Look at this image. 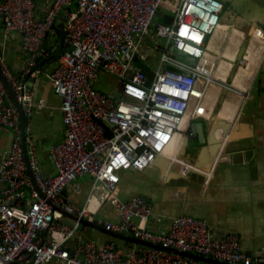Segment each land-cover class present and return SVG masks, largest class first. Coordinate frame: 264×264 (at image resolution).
Instances as JSON below:
<instances>
[{
  "label": "built area",
  "instance_id": "1",
  "mask_svg": "<svg viewBox=\"0 0 264 264\" xmlns=\"http://www.w3.org/2000/svg\"><path fill=\"white\" fill-rule=\"evenodd\" d=\"M71 2L77 9L70 11L64 40L72 47L53 72L66 125L63 140L51 147L54 175L43 173L34 143L27 138L30 164L45 197L34 188L27 170L19 111L0 76V124L11 126L16 133L2 163V175L11 180V186L0 188V264L18 260L26 264L50 260L63 264H217L153 247H125L115 238L100 241L87 236L71 244L78 234L76 228L62 221L63 213L48 199L109 229L217 259L253 264L235 231L216 233L206 218L191 214L170 217L166 228L146 196L124 200L116 194L121 170L150 166L170 146L184 117L197 115L192 104L201 103L207 85L214 81L213 65L207 67L205 62L207 40L220 25L223 2L54 0L45 17L38 19L36 0H0L6 33L19 30L30 53L27 71L41 55L43 38L59 12ZM161 9L163 20H158ZM257 31L264 36L262 28ZM0 65L20 95L22 81L13 77L1 55ZM104 74L117 78V95L98 87ZM20 97L26 110L33 109L29 94ZM84 175L92 178L86 202L65 201L60 194ZM27 191L34 199L29 206L10 203ZM107 200L119 211V220L94 217L96 210L91 205ZM57 232L60 238L54 236Z\"/></svg>",
  "mask_w": 264,
  "mask_h": 264
},
{
  "label": "crops",
  "instance_id": "2",
  "mask_svg": "<svg viewBox=\"0 0 264 264\" xmlns=\"http://www.w3.org/2000/svg\"><path fill=\"white\" fill-rule=\"evenodd\" d=\"M221 1L224 6L220 25L208 37L205 61L207 67L213 65L214 81L207 85L201 105L193 103L191 107L197 109L200 105L199 113L184 117L175 142L150 166L121 170L116 194L124 200L139 194L146 196L155 213L164 218L165 222L160 224L166 228L170 217L191 214L206 218L216 233L235 231L241 237L243 249L254 263H259L264 259V36L258 35L257 30H264V0ZM53 3L54 0H36V17L43 19ZM71 3L59 12L55 25L43 38L40 55L43 60L33 72L34 81L27 92L33 106V109L27 106L31 110H26L27 138L33 141L41 169L48 176L56 172L51 147L63 140L66 128L62 97L54 89L53 72L72 46H67L64 40L65 53L53 63L48 56L60 43L56 27L67 29L70 11L77 9L76 3ZM0 55L13 77L23 80L30 53L24 48L19 30L6 33L2 15ZM103 77L98 87L117 95V78L110 74ZM205 108L209 112L203 115ZM202 120L206 124L201 128ZM192 123L197 125L195 132ZM200 131L205 134L201 142L196 137ZM15 135L11 126L0 124L2 189L11 186V180L2 175V163L9 155ZM189 135L190 143L196 145L192 150L185 142ZM91 187L92 178L84 175L62 194L73 203L84 204ZM31 202L27 191L12 204L29 206ZM91 206L96 210V219H120L119 211L108 200ZM43 233L46 235L47 231ZM54 236L60 238L62 234L57 232ZM87 236L100 241L113 239L95 229L91 234L85 231L76 234L71 244ZM118 241L125 247L137 245ZM15 264L26 263L18 260ZM45 264L63 263L50 260Z\"/></svg>",
  "mask_w": 264,
  "mask_h": 264
},
{
  "label": "water",
  "instance_id": "3",
  "mask_svg": "<svg viewBox=\"0 0 264 264\" xmlns=\"http://www.w3.org/2000/svg\"><path fill=\"white\" fill-rule=\"evenodd\" d=\"M164 12L163 9L159 10V12L157 13L158 17H161L162 13ZM57 32L60 35V43L58 46H56L54 48V51L52 54H50L48 57L50 59V63L55 62L56 60H58L65 52V47H64V38L65 35L67 34V29H62L60 27H56ZM39 60V63H38ZM43 59L40 58V56L37 58V63L35 65H33L31 67V69L25 74L24 79L22 80V84L23 87L20 90V95H23L27 92H29V87L31 86L32 82L34 81V77H33V72L37 69L40 68L41 66V62ZM0 76L9 92L10 97L12 98L13 102L15 103V105L17 106V109L19 111V118H20V128H21V141H22V148H23V153H24V158L26 161V166H27V170L32 178V182H33V186L34 188L42 195L45 197V193L41 190V188L39 187L35 175L33 173L31 164H30V154L28 152V145H27V129H26V123H27V113H26V104L25 102L22 100V98L20 97L19 93L15 90V88L13 87L12 83L8 80L7 76L5 75V73L2 70V67L0 65ZM31 83H30V82ZM205 119V118H203ZM203 124H206V120H202L200 122V127H204ZM191 127L193 128V131L195 132L197 130V125L196 123H192ZM178 133V131H177ZM177 133H175L173 141L175 142V138L177 137ZM198 135V134H197ZM199 141H204L205 140V134L204 132L200 131V136H196ZM191 136L189 135L186 138V143L187 145H189V147L192 149L196 148V145L191 144ZM171 142V143H172ZM60 196H62V198L65 201H68V198L63 196V194H60ZM18 198V197H17ZM17 198L10 200V203H14ZM32 201H34V199H32ZM48 202L52 205V207L54 209H57L59 211H61L64 215L62 221L72 227H75L77 232L80 233L81 231H85L88 234H91L93 230L97 229L101 232H104L105 234L109 235L110 237L116 238V239H120L123 240L125 242H129V243H134L137 245H142V246H146V247H153V248H158V249H163V250H167V251H171V252H176L185 256H188L190 258H194V259H198V260H204V261H209V262H214L217 264H242V263H237V262H230V261H226L223 259H217L215 257L209 256V255H204L201 253H197L194 251H190V250H181L175 246H164L161 243L158 242H153L150 240H146L143 239L141 237L138 236H134L131 233H126L123 231H117L114 229H109L106 226H104L101 223H98L97 221L84 217V216H78L75 213L70 212L67 209H64L62 206L57 205L52 199H48ZM259 263H253V264H264V259L261 258L259 260ZM4 264H15L13 263H4Z\"/></svg>",
  "mask_w": 264,
  "mask_h": 264
},
{
  "label": "bare ground",
  "instance_id": "4",
  "mask_svg": "<svg viewBox=\"0 0 264 264\" xmlns=\"http://www.w3.org/2000/svg\"><path fill=\"white\" fill-rule=\"evenodd\" d=\"M72 4V3H71ZM76 8V7H75ZM69 9V8H68ZM72 11V10H71ZM67 13V12H66ZM67 16V15H66ZM69 18V17H68ZM58 18H56V20H57ZM62 24V23H61ZM66 24H67V22H66ZM64 25V24H63ZM60 26V25H59ZM67 50V49H66ZM65 53V52H64ZM62 59V58H61ZM49 60V59H48ZM48 62V61H47ZM24 72V71H23ZM21 78V77H20ZM22 81V80H21ZM113 87V86H112ZM111 89V88H110ZM109 89V90H110ZM110 92V91H109ZM201 105V104H200ZM200 105L198 106V108H197V112L199 113V108H200ZM209 112V109H207V108H205V110L202 112V114L203 115H205V114H207ZM201 114V113H200ZM188 123H190V122H188ZM191 131V130H190ZM190 134V133H189ZM194 134V133H193ZM28 135V134H27ZM168 150V148L165 150V152ZM19 198V197H18ZM248 252V251H247Z\"/></svg>",
  "mask_w": 264,
  "mask_h": 264
},
{
  "label": "trees",
  "instance_id": "5",
  "mask_svg": "<svg viewBox=\"0 0 264 264\" xmlns=\"http://www.w3.org/2000/svg\"><path fill=\"white\" fill-rule=\"evenodd\" d=\"M142 68H143V70H144L149 76H151V72H150V70L147 69V67H146L145 65H142Z\"/></svg>",
  "mask_w": 264,
  "mask_h": 264
},
{
  "label": "rangeland",
  "instance_id": "6",
  "mask_svg": "<svg viewBox=\"0 0 264 264\" xmlns=\"http://www.w3.org/2000/svg\"><path fill=\"white\" fill-rule=\"evenodd\" d=\"M168 16V15H167ZM158 20H163V17L161 16V17H159V19ZM212 59V58H211ZM213 71V70H212ZM212 71L210 70V73H212ZM214 72V71H213Z\"/></svg>",
  "mask_w": 264,
  "mask_h": 264
}]
</instances>
